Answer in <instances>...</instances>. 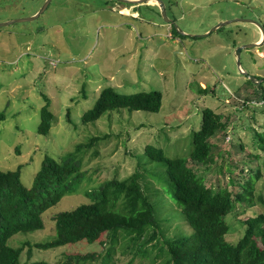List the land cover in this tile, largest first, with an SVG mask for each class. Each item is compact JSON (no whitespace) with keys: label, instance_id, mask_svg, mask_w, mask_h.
Segmentation results:
<instances>
[{"label":"rangeland","instance_id":"1","mask_svg":"<svg viewBox=\"0 0 264 264\" xmlns=\"http://www.w3.org/2000/svg\"><path fill=\"white\" fill-rule=\"evenodd\" d=\"M162 1L177 33L154 2L51 0L37 18L18 21L38 13L46 0H0V23H6L0 25V169L22 165V182L31 186L46 155L61 160L83 145L82 170L89 175L79 191L64 196L44 214V229L10 239L12 246L24 245L23 263L77 264L69 254L93 252L97 259L88 264H103L110 245L101 242L105 233L92 244L34 247L31 257L25 242L48 240L55 234V214L91 201L87 189L143 171L140 159L145 161L141 157L148 144L172 158L186 157L189 166L215 188H234L231 177L243 182L259 169L254 193L255 198L264 196V152L251 143L240 116L250 117L248 110L256 108L250 103L251 108L240 110L247 96L254 94L247 84L250 76L264 85V43L243 49L240 67L236 57L239 46L264 37V0ZM105 87L122 94L158 90L163 95L162 107L159 112L114 110L84 123L82 115ZM47 99L54 121L44 135L38 126ZM207 107L228 118L230 126L213 138L214 161L198 164L189 156L192 133L201 128L202 110ZM258 121V126L264 125V118ZM152 165L165 170L160 163ZM154 197L158 212L163 210L162 217L169 219L165 220L169 234L191 233L187 222L176 216L174 199L167 201L161 194ZM263 210L260 202L237 204L228 217L232 228L227 239L236 243L243 235L244 220ZM152 257L133 256L118 243L110 263L104 264H128L132 259L133 264H152Z\"/></svg>","mask_w":264,"mask_h":264},{"label":"trees","instance_id":"2","mask_svg":"<svg viewBox=\"0 0 264 264\" xmlns=\"http://www.w3.org/2000/svg\"><path fill=\"white\" fill-rule=\"evenodd\" d=\"M173 31L177 33L174 26ZM247 84L253 88L254 94L247 96L240 110L251 108L250 103H255L256 108L248 110L250 117L240 115L241 125L249 131L251 143L264 152V125L258 126V119L264 118V85L251 80ZM200 91L208 92L205 88ZM162 100L163 95L158 90L122 94L113 87H105L94 105L84 112L82 121L95 122L106 113L121 109L159 112ZM47 101L41 110L38 126V132L44 135L50 132L54 121ZM229 126L228 118L223 119L213 108H204L201 128L192 133L191 159L198 164L214 161L213 138ZM234 128L237 133V126ZM240 145L244 147V144ZM82 150L83 145H78L61 160L46 155L31 186L22 182V165L15 170L0 169V264H50L46 260L23 263L24 245L12 246L9 242L18 233L44 229V214L64 196L81 189L89 177L82 170ZM251 156L260 158L258 154ZM143 157L146 159L143 163L140 159L139 165L143 171L136 170L124 179L104 180L85 191L91 197L90 202L55 214V234L35 244L25 242L29 246V257L34 247L51 249L82 241L92 244L105 233V240L101 242L110 245L103 264L110 263L118 243L130 249L133 256H153L152 264H264V210L244 220L243 235L236 243L227 239L232 228L228 217L237 204H264V196L258 194L255 198L254 193L259 169L243 182L231 177L234 188L227 185L215 188L207 185L205 176L189 166L186 157L172 158L152 144L145 147ZM152 162L162 164L165 170L161 172ZM160 194L166 196L167 201L175 200L174 212L187 222L191 233L182 230L173 235L168 233L165 220L169 219L162 217L163 210L158 212L154 201V195ZM68 256L77 264H88L98 255L92 252ZM159 257L162 263L157 262ZM128 264H133V259Z\"/></svg>","mask_w":264,"mask_h":264},{"label":"water","instance_id":"3","mask_svg":"<svg viewBox=\"0 0 264 264\" xmlns=\"http://www.w3.org/2000/svg\"><path fill=\"white\" fill-rule=\"evenodd\" d=\"M120 1H123L125 3H130V4H146V3H151V1H153L154 3H159V5L162 8V13L165 16L166 20L169 21L170 23L172 22V24L174 25V22L166 14V6H165V4L163 3L162 0H120ZM50 2H51V0H46L45 4L43 5V7L40 9V11L38 13H36L35 15H33L31 17L25 18V19H19L18 21H20V20H32V19L37 18L48 7V5H49ZM0 25H6V23H0ZM217 28H219V26L216 27L215 30ZM210 33L211 32H208V33H205V34H202V35H197L196 37H204V36L209 35ZM263 43H264V37H263V39L261 41H259L257 43H252V44H247V45L239 46L237 48V52H236V57H237V61H238L239 67L241 65V62H240V54H241L242 50L243 49L253 48V47H260V46L263 45ZM241 71L244 72L242 69H241ZM250 78H251V80L254 83H261L262 82V80L257 79L254 76H250Z\"/></svg>","mask_w":264,"mask_h":264},{"label":"flooded vegetation","instance_id":"4","mask_svg":"<svg viewBox=\"0 0 264 264\" xmlns=\"http://www.w3.org/2000/svg\"><path fill=\"white\" fill-rule=\"evenodd\" d=\"M146 4H148V3H146ZM138 6H139V5H138ZM171 27H172V29H173V24H172V26H171Z\"/></svg>","mask_w":264,"mask_h":264},{"label":"crops","instance_id":"5","mask_svg":"<svg viewBox=\"0 0 264 264\" xmlns=\"http://www.w3.org/2000/svg\"><path fill=\"white\" fill-rule=\"evenodd\" d=\"M151 2H153V1H151Z\"/></svg>","mask_w":264,"mask_h":264}]
</instances>
